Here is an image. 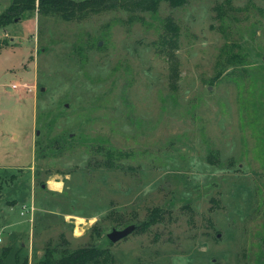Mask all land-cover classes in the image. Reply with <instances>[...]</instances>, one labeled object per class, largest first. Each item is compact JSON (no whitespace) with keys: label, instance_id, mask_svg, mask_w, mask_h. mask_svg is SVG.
<instances>
[{"label":"rangeland","instance_id":"374dc122","mask_svg":"<svg viewBox=\"0 0 264 264\" xmlns=\"http://www.w3.org/2000/svg\"><path fill=\"white\" fill-rule=\"evenodd\" d=\"M96 144L117 165L96 163ZM0 237L30 264L48 244L107 247L111 264H264V0L34 12L0 29Z\"/></svg>","mask_w":264,"mask_h":264},{"label":"trees","instance_id":"16d2710c","mask_svg":"<svg viewBox=\"0 0 264 264\" xmlns=\"http://www.w3.org/2000/svg\"><path fill=\"white\" fill-rule=\"evenodd\" d=\"M161 0H11V2L0 11V29H4L10 24L21 20L25 16L36 12L41 16H57L64 21L79 19L90 12H100L103 10L122 9L130 14L152 12L157 9ZM177 4L183 3V0H169ZM229 4V2H227ZM221 6V5H220ZM230 6V5H229ZM32 12V13H31ZM160 49L164 47L172 49L176 47L177 25L170 19L163 23V30L159 35ZM169 51V50H168ZM236 57V54L231 58ZM66 141H70L67 138ZM96 149L103 151L104 159L95 160L96 163H102L106 166L117 165L116 157L120 156V151L113 147H105L102 144H96ZM160 216V210L154 209L147 218L136 225V229L147 228V226L156 222ZM121 224H128L129 221L120 219ZM95 229V227H93ZM134 230V231H135ZM64 243V242H63ZM12 259L9 260V256ZM112 255L107 247L88 245L69 249L67 247L50 246L44 248L42 257L34 264H111ZM0 264H30L28 255L22 248L13 250L9 246L1 249Z\"/></svg>","mask_w":264,"mask_h":264},{"label":"water","instance_id":"95a60500","mask_svg":"<svg viewBox=\"0 0 264 264\" xmlns=\"http://www.w3.org/2000/svg\"><path fill=\"white\" fill-rule=\"evenodd\" d=\"M136 228L135 224H129L122 229L112 228L110 232L106 234V237L110 242H116L120 239L125 238Z\"/></svg>","mask_w":264,"mask_h":264},{"label":"crops","instance_id":"0c3cea01","mask_svg":"<svg viewBox=\"0 0 264 264\" xmlns=\"http://www.w3.org/2000/svg\"><path fill=\"white\" fill-rule=\"evenodd\" d=\"M53 188H58V186H55ZM16 200V199H15ZM18 201V200H16ZM16 201H14L12 204H14ZM20 202H22V211H21V214L24 215V213H29L30 215V220H31V216H32V212H33V205H32V202H26V198H22L19 200ZM6 204V203H5ZM11 204V205H12ZM31 207H32V210H31ZM22 223V222H21ZM22 227V226H21ZM21 227H18L14 229V232L18 233V235H20L22 232H25L23 228ZM5 228H7L5 226ZM2 240V239H1Z\"/></svg>","mask_w":264,"mask_h":264},{"label":"built area","instance_id":"2783aa9c","mask_svg":"<svg viewBox=\"0 0 264 264\" xmlns=\"http://www.w3.org/2000/svg\"><path fill=\"white\" fill-rule=\"evenodd\" d=\"M22 87L31 90L30 87H28L26 85H23ZM11 88H17V85L16 84H13ZM31 210H32V207H31ZM0 241H1V237H0Z\"/></svg>","mask_w":264,"mask_h":264}]
</instances>
